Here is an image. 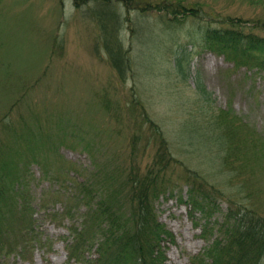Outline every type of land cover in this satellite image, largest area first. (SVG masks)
I'll use <instances>...</instances> for the list:
<instances>
[{
  "label": "rangeland",
  "instance_id": "1",
  "mask_svg": "<svg viewBox=\"0 0 264 264\" xmlns=\"http://www.w3.org/2000/svg\"><path fill=\"white\" fill-rule=\"evenodd\" d=\"M139 1L169 0H129L128 8L118 5V0H93L79 10L73 0H0V82L10 88L0 94V136H4L3 119L17 123L24 117L29 125L22 128L24 135L44 143L40 152L52 160V170L68 178L66 183L47 179L41 166L30 167L35 217L45 244H35L25 257L3 253L0 264H68L65 242L72 235L64 216L65 198L47 202L46 208L40 206V198L59 187L67 196L75 193L74 181L97 168L94 158L84 151V143L73 138L75 144L67 146L59 140L58 123L87 130L84 135L94 140L98 163L114 158L129 161L135 139L134 157L141 168L151 162L158 147L152 133L157 125L164 131L177 170L197 171L226 192L234 189L237 180L232 167L224 163L228 145L222 143L228 142L218 139L210 114L231 108L264 136V73L235 67L204 47L198 32L201 27L224 26L227 16L264 22V0H181L199 14L186 17L181 24L154 8L141 13ZM96 12L113 20L110 28L121 41V56L129 59L126 72H117L108 62ZM22 85H28L26 96L15 113L12 104ZM104 99L112 107L109 115L103 111ZM205 131L211 136L206 137ZM137 133L140 138H135ZM20 148H26L24 143ZM71 165L76 170H68ZM256 168L257 175L247 176L262 192L264 166ZM181 188L156 202L160 220L175 235L173 243H166L167 264H192L190 256L207 245L189 217V207L178 201L179 194L186 195L188 190L187 185ZM259 198L264 214V193L250 203L258 206ZM218 202L217 221L228 208L227 200ZM79 207L84 210V205Z\"/></svg>",
  "mask_w": 264,
  "mask_h": 264
},
{
  "label": "trees",
  "instance_id": "2",
  "mask_svg": "<svg viewBox=\"0 0 264 264\" xmlns=\"http://www.w3.org/2000/svg\"><path fill=\"white\" fill-rule=\"evenodd\" d=\"M119 1L127 6L128 0ZM75 4L78 7L79 0H75ZM151 8L169 15V20L176 24H181L188 16H198L196 8L188 7L181 0L139 2L141 13ZM260 22L261 20L250 22L227 16L224 26L200 28L199 32L208 49L223 55L235 67L246 66L250 70L264 72V22ZM104 46L112 65L123 72L125 61L119 57V40L113 34L106 33ZM25 87L28 85L21 86L20 93L12 104L16 110L22 103L20 100L26 96ZM8 91L10 88H4L0 82V94ZM210 117L216 124L215 129L219 131L218 138L228 142L224 163L232 167V176L237 180L230 192L208 183L197 171L189 168L177 170L176 162L167 148L168 141L157 125L152 133L158 147L151 162L144 168L138 165L134 157L137 149L135 139L131 145L132 156L129 161L119 162L114 158L98 163L95 158L98 152L93 144L95 142L92 137L86 139L85 129L76 131L69 126L65 129L62 123L56 125L59 140L67 146L75 144L73 138L84 143V151L94 158L95 169L97 168L96 171L83 175V180L74 181L75 193L67 196L64 189L59 187L43 193L40 198V206L43 208L48 207L47 202L65 198V216L72 219V239L66 241L68 262L167 264L166 242H174L175 235L160 220L156 202L166 194L174 196L176 190L180 192V187L187 185V199L180 193L179 201L190 207L194 226L201 229V237L208 242L204 251L191 256L192 262L263 263L264 214L260 212L262 199L257 200L258 206L250 201L254 196L262 195L264 190L257 191L255 183L247 174L257 175L259 170L256 167L259 165L261 169L264 166V136L258 135L232 109L220 108L218 112L210 114ZM18 119L17 123L15 120L3 119L4 136H0V256L16 252L25 257L28 252H33L35 244H45L38 230L35 199L30 187L28 172L32 164L43 168L44 178H53L61 183H66L68 179L62 173L56 174L52 170V160L40 152L44 143H37L25 136L22 128L25 130L29 125L24 117ZM139 136L137 133L135 138ZM20 143H24L26 148L21 149ZM69 169L76 170V167L71 165ZM220 198L227 200L228 209L222 219L217 221L214 213ZM80 204L84 205L83 211L79 209ZM77 212H80V221L75 220ZM93 252L97 254L96 258H91Z\"/></svg>",
  "mask_w": 264,
  "mask_h": 264
}]
</instances>
